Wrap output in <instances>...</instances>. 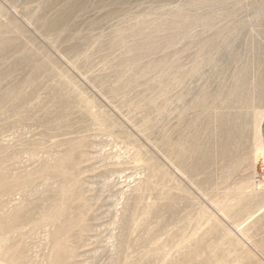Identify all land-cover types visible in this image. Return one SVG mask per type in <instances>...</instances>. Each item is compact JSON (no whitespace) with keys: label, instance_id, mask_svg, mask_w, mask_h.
<instances>
[{"label":"rangeland","instance_id":"obj_1","mask_svg":"<svg viewBox=\"0 0 264 264\" xmlns=\"http://www.w3.org/2000/svg\"><path fill=\"white\" fill-rule=\"evenodd\" d=\"M264 0H0V264H264Z\"/></svg>","mask_w":264,"mask_h":264},{"label":"bare ground","instance_id":"obj_2","mask_svg":"<svg viewBox=\"0 0 264 264\" xmlns=\"http://www.w3.org/2000/svg\"><path fill=\"white\" fill-rule=\"evenodd\" d=\"M264 119V111L259 115L257 126H256V136L258 139V146L255 152L257 160H261L263 157V149H264V143L261 139V123Z\"/></svg>","mask_w":264,"mask_h":264},{"label":"crops","instance_id":"obj_3","mask_svg":"<svg viewBox=\"0 0 264 264\" xmlns=\"http://www.w3.org/2000/svg\"><path fill=\"white\" fill-rule=\"evenodd\" d=\"M261 139H262V142L264 143V119L261 123ZM263 162H264V149H263V157L261 159Z\"/></svg>","mask_w":264,"mask_h":264},{"label":"built area","instance_id":"obj_4","mask_svg":"<svg viewBox=\"0 0 264 264\" xmlns=\"http://www.w3.org/2000/svg\"><path fill=\"white\" fill-rule=\"evenodd\" d=\"M263 171H264V168H263Z\"/></svg>","mask_w":264,"mask_h":264}]
</instances>
